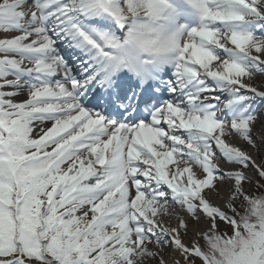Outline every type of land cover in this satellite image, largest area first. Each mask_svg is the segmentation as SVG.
<instances>
[{
	"label": "snow or ice",
	"instance_id": "obj_1",
	"mask_svg": "<svg viewBox=\"0 0 264 264\" xmlns=\"http://www.w3.org/2000/svg\"><path fill=\"white\" fill-rule=\"evenodd\" d=\"M0 264H264V0H0Z\"/></svg>",
	"mask_w": 264,
	"mask_h": 264
}]
</instances>
